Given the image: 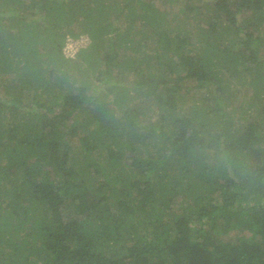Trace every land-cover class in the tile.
I'll return each mask as SVG.
<instances>
[{
  "label": "trees",
  "instance_id": "obj_1",
  "mask_svg": "<svg viewBox=\"0 0 264 264\" xmlns=\"http://www.w3.org/2000/svg\"><path fill=\"white\" fill-rule=\"evenodd\" d=\"M161 1L0 0V264H264V0Z\"/></svg>",
  "mask_w": 264,
  "mask_h": 264
},
{
  "label": "rangeland",
  "instance_id": "obj_2",
  "mask_svg": "<svg viewBox=\"0 0 264 264\" xmlns=\"http://www.w3.org/2000/svg\"><path fill=\"white\" fill-rule=\"evenodd\" d=\"M202 1H210V3L212 4L213 2H214V0H202ZM154 2H156V4L157 3H159V5L161 4V3H163L161 0H154ZM181 5L182 4H175V5H173L172 6V8L170 9L171 10V12H173V13H176V14H178L179 13V9H180V7H181ZM162 6V5H161ZM174 17V15H171L169 18H173ZM173 19H175V18H173ZM181 19V18H180ZM175 21V24L177 25V27H179L180 29L182 28V25H181V20L179 21V20H174ZM185 27V26H184ZM186 30H188V31H190L191 33H190V35H192V36H194L195 37V35L192 33V30L193 29H191V26L190 25H186ZM185 31V29L184 28H182V32H184ZM69 40H74L75 41V48L78 50L80 47H83V46H86L88 43H89V39L85 36V35H80L79 36V38H77V39H72L70 36H67V38H66V43H65V45H64V54L67 56V57H71L70 55L71 54H73L74 53V51H70L69 52V50L67 49V42H69ZM122 48H123V52L125 51V48H124V46H122ZM122 48H121V50H122ZM127 50V49H126ZM93 85H91V87H92ZM90 92H92V89L90 88L89 90H88V93H90ZM250 94H248L247 96H246V98L247 99H249L250 98ZM154 113H156L155 111H154ZM152 116V115H151ZM155 118L156 117H154V116H152V118H150V119H148V122H153L154 120H155ZM152 119V120H151ZM233 234H235V232L233 231V232H230L228 235H226V236H223L224 238H226V237H228V238H231L232 236H233ZM263 239V238H262Z\"/></svg>",
  "mask_w": 264,
  "mask_h": 264
},
{
  "label": "built area",
  "instance_id": "obj_3",
  "mask_svg": "<svg viewBox=\"0 0 264 264\" xmlns=\"http://www.w3.org/2000/svg\"><path fill=\"white\" fill-rule=\"evenodd\" d=\"M67 49L70 51H74V53L77 51V49L75 48V41L74 40H69V42H67ZM73 54H71L70 56L73 57Z\"/></svg>",
  "mask_w": 264,
  "mask_h": 264
}]
</instances>
